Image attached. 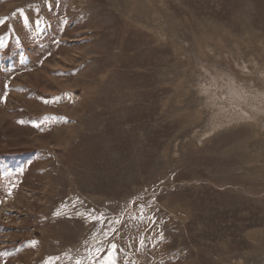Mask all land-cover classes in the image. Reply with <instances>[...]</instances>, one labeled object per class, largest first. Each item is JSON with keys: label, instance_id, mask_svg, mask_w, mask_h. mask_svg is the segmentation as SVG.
Here are the masks:
<instances>
[{"label": "rangeland", "instance_id": "374dc122", "mask_svg": "<svg viewBox=\"0 0 264 264\" xmlns=\"http://www.w3.org/2000/svg\"><path fill=\"white\" fill-rule=\"evenodd\" d=\"M0 41V264H264V0H0Z\"/></svg>", "mask_w": 264, "mask_h": 264}, {"label": "snow or ice", "instance_id": "6c2138e0", "mask_svg": "<svg viewBox=\"0 0 264 264\" xmlns=\"http://www.w3.org/2000/svg\"><path fill=\"white\" fill-rule=\"evenodd\" d=\"M3 46V44H2V41H0V47H2ZM57 214H59V213H57ZM116 248V245H111V249L112 250H114ZM76 264H81V261H77L76 262ZM105 264H116V262H115V257H114V255L112 254V252H110L109 253V255H108V257H107V259H106V262H105Z\"/></svg>", "mask_w": 264, "mask_h": 264}, {"label": "trees", "instance_id": "16d2710c", "mask_svg": "<svg viewBox=\"0 0 264 264\" xmlns=\"http://www.w3.org/2000/svg\"><path fill=\"white\" fill-rule=\"evenodd\" d=\"M18 156H20V155H16V158H17ZM6 157H7V156H6Z\"/></svg>", "mask_w": 264, "mask_h": 264}, {"label": "bare ground", "instance_id": "6f19581e", "mask_svg": "<svg viewBox=\"0 0 264 264\" xmlns=\"http://www.w3.org/2000/svg\"><path fill=\"white\" fill-rule=\"evenodd\" d=\"M215 75V74H214ZM213 80V79H212ZM222 99V98H221Z\"/></svg>", "mask_w": 264, "mask_h": 264}]
</instances>
